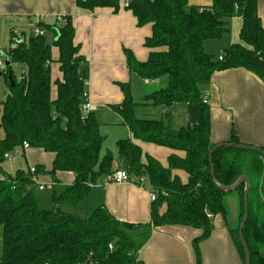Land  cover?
Listing matches in <instances>:
<instances>
[{"label":"trees","instance_id":"obj_1","mask_svg":"<svg viewBox=\"0 0 264 264\" xmlns=\"http://www.w3.org/2000/svg\"><path fill=\"white\" fill-rule=\"evenodd\" d=\"M258 3L213 0L211 5L199 6L188 0H77L80 8L91 11L99 7L118 11L124 4L139 26L152 25V33L145 40V46L151 49L148 58L140 61L126 50L127 64L141 80L154 83L159 79V85L137 102L131 83H123L124 99L115 106L134 139L185 152L184 157L170 156L168 165L163 166L152 156H145L133 139L117 142L118 168L135 179L145 178L157 194L149 223L119 220L105 206L84 217L60 207L78 204L87 197L91 184L118 169L111 152L101 157L105 137L96 113L83 114L81 110L89 62L74 41L71 17L67 16L66 24L40 23L47 31L45 35H32L8 50L11 65L0 71L9 87L7 99L0 103V173H4L0 179V264H145L140 250L151 229L169 225L202 231L194 241L201 264L199 243L211 235L212 218L227 215L225 198L229 194H235L239 204L237 225L231 234L245 264L239 226L246 185L230 193L219 189L213 181L210 158L221 184L232 185L241 176L249 178L248 220L243 236L251 264H264L260 252L264 249V147H258L260 151L238 148L253 145L242 142L233 129L226 141L232 146L219 147L210 157L216 144L211 140L210 105L204 102L202 90L216 71L233 68H244L264 82V26ZM236 16L243 20L239 41L223 51L222 60L207 53L204 41L222 38L229 30V20ZM47 33L54 34L53 41ZM15 41L12 32L11 42ZM53 47L58 49L62 74L55 81L51 71ZM13 64L25 67L26 72L16 76ZM178 104L186 105L188 123L176 128L171 110ZM147 106L164 107V112L160 118L137 115L140 107ZM25 142L30 148L54 155L50 170L37 164L33 166L35 173L31 167L19 169L15 175L3 171L7 155L23 149ZM174 170L185 171L187 181L174 175ZM57 172H72L75 181L59 196L54 195L53 209H42L33 176L54 177Z\"/></svg>","mask_w":264,"mask_h":264},{"label":"crops","instance_id":"obj_2","mask_svg":"<svg viewBox=\"0 0 264 264\" xmlns=\"http://www.w3.org/2000/svg\"><path fill=\"white\" fill-rule=\"evenodd\" d=\"M188 2L206 6L211 5L213 0ZM258 10L264 26V0H259ZM58 15L71 17L75 28L74 41L79 45L80 54L89 62L87 91L92 112L96 113L100 132L105 137L103 145L109 134L113 135L116 142L117 156L114 154L115 149H107L101 157L111 152L115 157V168H118L117 142L121 139H133L141 146L145 156H152L163 166L168 165V158L172 155L184 157L185 152L182 150L134 139L130 128L115 108L124 99L121 84L131 83L134 98L136 90L142 89L143 92L144 87L147 95L159 85L160 80L154 83L141 80L127 64L126 50H131L140 61L148 58L151 49L145 46V40L152 33V25L139 26L134 14L124 8V4L118 11L108 7L91 11L80 8L77 0H0V18L9 24L11 34L13 32L26 37V26L32 28L39 16H42L43 23L53 25ZM242 25L241 17L231 18L229 30L222 38L204 41L205 51L215 58L220 57L226 48L239 41ZM47 35L49 41L54 40L53 33ZM202 90L210 105L211 140L214 144L228 141L234 129L242 142L264 147V82L259 77L244 68L216 71ZM139 109H146L148 112L145 116L148 118H160L164 112V109L153 106ZM171 111L176 128L187 124L188 116L184 114L187 113L186 105L178 104ZM139 113L137 111L140 116ZM22 150L28 167L42 164L50 170L53 154L30 147ZM173 174L184 182L188 179L183 170H174ZM40 176L52 180L53 195L58 194V187L62 193L75 181L72 172H57L54 177L41 174L37 177L40 192L46 190L39 180ZM105 179L100 178L91 184L84 200L76 205L61 204V209L84 217L91 215L92 210L105 206L119 220L135 224L150 222L152 189L149 185L140 187L131 183L106 182ZM39 186L44 188L40 189ZM229 195L225 198L227 215H215L212 218L211 235L199 243L201 264H244L231 234L232 228L237 225L239 204L235 194ZM36 199L38 202L37 195ZM201 234V230L187 226L153 227L149 239L140 250L141 257L145 264H198L194 241Z\"/></svg>","mask_w":264,"mask_h":264},{"label":"rangeland","instance_id":"obj_3","mask_svg":"<svg viewBox=\"0 0 264 264\" xmlns=\"http://www.w3.org/2000/svg\"><path fill=\"white\" fill-rule=\"evenodd\" d=\"M25 24H27V22ZM9 29H10L9 24H7V22L3 18H0V57L6 51H8L10 49V46H11V41H10V34L11 33H10ZM25 33H26L25 36L27 39H30L32 37V35H34L33 29L31 28L30 25L28 27L26 26ZM15 35H16V37H18L20 34H15ZM52 56H53V61L51 62V71H52L53 81H55L56 79H61V72L59 69V63L57 61L58 49L56 47L52 48ZM216 57H218V56H216ZM218 58H220V57H218ZM1 70H3V69H1ZM13 71H14L16 76H20L21 74L26 72V70H24V68L22 66H20L19 64H13ZM145 90H147V89H145L144 87H143V92H142V89L136 90L135 100L137 102L143 101L142 97L145 95ZM8 94H9V87H8L7 81L4 79L3 76H0V103L7 99ZM52 95L53 96L56 95V86L54 83H53V87H52ZM137 111L140 112L139 113L140 117H146L145 116V115H147L146 109H139ZM184 114H185V116H188L187 113H184ZM113 139H114L113 135L109 134V136L107 137V139H106V141H105V143L101 149V153H100L101 156L103 155V152L107 149H111V150L115 149L114 154H115V156H117L116 142ZM111 150H108V151H111ZM2 167H3L4 172L12 173L13 175H15V173L19 170V167H20V169H28V164H27L25 157L23 155L22 148L17 149L10 156L6 157L4 163L2 164ZM3 176H4V173H0V179ZM39 180H40L42 185H45L46 190L43 192H40L39 189L36 190L37 194H35V195H37L38 204H39L40 208H42V209L51 210V209H53V207L55 205L54 195H53L54 191H53V187L51 184L52 180L50 178H48L47 176H45V177L40 176ZM38 183H39V181H38ZM56 192L58 193L57 195L59 196V194L61 192V190H59V187L56 189ZM228 196H230V195H228ZM93 211L94 210H92V212ZM237 220H238V218H237ZM0 251H1V249H0ZM260 252L262 253V255H264V249L263 248L260 249Z\"/></svg>","mask_w":264,"mask_h":264},{"label":"built area","instance_id":"obj_4","mask_svg":"<svg viewBox=\"0 0 264 264\" xmlns=\"http://www.w3.org/2000/svg\"><path fill=\"white\" fill-rule=\"evenodd\" d=\"M125 5L128 4V2L126 1L124 3ZM67 16L66 15H58L56 17V24H66L67 22ZM42 16H39L38 19L36 20V22L32 25V29L34 32L35 36H42L46 34V30L42 27L39 26L40 23L42 22ZM27 40L26 37L20 35L18 37H16V41L11 43L10 48H15L17 46V42L18 41H24ZM4 56L8 57V51L5 52L1 57H0V70L5 68V64H4ZM220 60L223 59V55L220 56L219 58ZM148 82V80H146ZM85 85H88V80H85ZM83 98H84V102L81 105V110L84 114L89 113L90 111H92V106L89 102V93L86 90L83 93ZM204 102L208 103V98L207 96L204 97ZM24 148L27 149L29 148V144L28 143H24ZM10 156V154L7 155V157ZM31 172L35 173V168L32 166L31 167ZM34 179L37 180L36 176H33ZM106 182H115V183H121V184H136L140 187H144V185L146 184V179L145 178H139V179H135L133 178L125 169L122 168H118L115 169L111 174H109L108 176H106L105 179ZM40 189H43L44 186H39ZM157 198V194L154 191H151V201L156 200ZM111 247V245H110Z\"/></svg>","mask_w":264,"mask_h":264},{"label":"water","instance_id":"obj_5","mask_svg":"<svg viewBox=\"0 0 264 264\" xmlns=\"http://www.w3.org/2000/svg\"><path fill=\"white\" fill-rule=\"evenodd\" d=\"M4 64H5V67L11 65V61L9 60V58L7 56H4ZM0 76H2L1 72H0ZM8 79L11 80V75L8 76ZM155 82H159V79H156ZM162 109H164V107H162ZM188 127H190V125H188ZM222 146L231 147L232 145L230 143H227V142L216 144L210 150V153H209L210 157L212 156V153L214 152L215 149L222 147ZM237 147L240 149L247 148V149L253 150V151H260V149L256 146L245 147L243 145H238ZM262 153L264 154V151H262ZM210 161H211V166H212L211 174L213 177V181L219 189L230 193V192L235 191L241 184L246 185L245 192H244V215H243L242 222L239 226V237H240V241L242 242V244L244 246L245 264H251V253H250V250H249L247 243H246L244 236H243L244 228H245L247 220H248V190L250 188L249 178L247 176H241L234 184L223 185L217 180V178L215 176V169H214V166L212 163V158H210Z\"/></svg>","mask_w":264,"mask_h":264}]
</instances>
